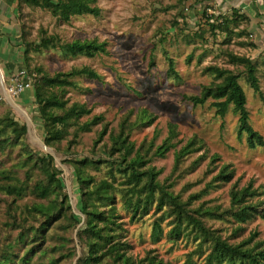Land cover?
<instances>
[{
	"label": "rangeland",
	"instance_id": "obj_1",
	"mask_svg": "<svg viewBox=\"0 0 264 264\" xmlns=\"http://www.w3.org/2000/svg\"><path fill=\"white\" fill-rule=\"evenodd\" d=\"M97 5L102 10L100 17L77 16L69 22L58 21L41 8L27 6L22 11L21 23L31 39H40L45 30L59 37L62 43L75 40L107 43V55L88 58L66 54L56 48L34 55L33 65L43 66L52 75L83 66L92 67L101 73L103 81L80 80L82 90L72 92L71 96L93 107V115H103L109 134L99 144L97 141L102 126L96 127L91 133L80 134L75 142H71L74 139L71 136L63 142L57 154L56 150L47 149L44 145L43 123L36 112L31 90L23 94L13 93L15 100L11 102L7 101L3 90L0 92V118L10 111L13 120L29 127L28 135L19 147L25 144L38 155L51 153L55 156L57 168L62 167L64 175L68 173L73 179L74 171L70 162L84 158L109 159L101 146L111 144L110 133H119L130 110L138 112L145 109L157 119L150 126L132 130L131 141L136 143L137 148L145 146L142 153L150 159V166L161 171L159 179L164 182L169 180L172 186L170 191H174L181 200L187 201L201 192L218 171L208 174L209 160H206L189 173L184 172L203 153L194 154L179 172L174 169V151L165 158L156 157L155 150L168 136L170 123L178 125V148L198 135L206 142L210 157L213 154L221 156L218 166L230 164L236 170V176L229 184L218 187L204 197L192 199L189 204L192 212L201 206L205 209L228 208L229 191L237 180L239 187L253 180L254 185L260 186L263 192L260 198H264V147L252 150L248 147L246 135L239 139V116L234 114L232 108L225 118H221L216 114L213 100L197 107L185 100L186 96L199 95L204 87L214 81V77L206 73V68L218 66L236 69L229 63L227 51L251 58L258 68L263 96L254 92L244 78L241 84L248 96L251 124L264 136L263 0H97ZM233 8L241 10L248 19L236 28L242 34L235 35L231 42L225 43V35L216 37L212 34L208 20L209 16H213V22L220 15H231ZM202 30H206L203 38L197 36ZM169 58L175 62L177 78L169 77ZM152 141L155 147L148 151ZM115 160L120 161L117 158ZM91 173L97 176L98 181L110 179L106 170ZM62 174L59 175L60 179H63ZM64 195L69 197L72 212L80 213V186L70 184V190L65 189ZM5 200L11 201L7 195L0 194V232H5L6 240H13L19 231L5 227L8 212L16 214L20 219L15 208H9ZM116 200L124 222L123 236L131 245L129 253L136 260L156 257L166 264H205L210 250L207 246L200 247L201 239L195 236L191 228L182 227L184 231L178 239L171 236L170 232L175 226V217H172L161 222L163 232L156 239L153 233L154 222L162 213L153 210L149 215L135 220L124 209L121 193L116 194ZM167 211L170 212V208ZM19 216L27 217L20 215V212ZM83 217L78 228L85 223ZM202 219L207 227L217 230L219 235L232 244L242 242L253 233H258L256 241L264 240V219L261 217L240 223L229 214L221 219L216 213L213 218ZM65 225V222H61L47 233V239L41 243L42 251L34 255L31 264H76V260L86 253L77 238L78 228L67 232ZM33 226L37 227L38 223ZM74 250L77 253L76 259L71 255Z\"/></svg>",
	"mask_w": 264,
	"mask_h": 264
},
{
	"label": "trees",
	"instance_id": "obj_2",
	"mask_svg": "<svg viewBox=\"0 0 264 264\" xmlns=\"http://www.w3.org/2000/svg\"><path fill=\"white\" fill-rule=\"evenodd\" d=\"M27 6L41 8L58 21L69 22L77 16L100 17L102 10L97 5V0H19L18 20L24 49V71L33 83L30 90L36 112L43 123L42 140L45 147L56 150L58 154L63 142L71 136L74 137L71 142H75L80 134L91 133L98 126H102V129L97 143H102L109 134L105 117L93 115L94 108L88 103L74 100L71 93L82 90L80 80L103 81V75L89 66L52 75L43 66H34L33 60L34 55L56 48L66 54L94 58L109 54L107 43L98 40L62 43L59 37L50 35L45 30L40 39H31L21 23L22 11ZM209 18L212 34L216 37L225 35V43L231 42L235 35L242 34L236 28L248 19L237 8L232 9L231 15H220L213 22V16ZM205 31L197 33V36L205 37ZM187 38L192 41L190 36ZM226 57L236 69L218 66L206 68V73L211 74L214 81L204 87L199 95L186 96L185 100L195 107L204 106L209 100H213L216 114L221 118H225L232 108L234 114L239 116V139L246 135L248 147L252 150L264 147V136L251 124L248 96L241 84V79L244 78L254 92L263 96L257 65L251 58L231 51L226 52ZM169 77H178L172 58H169ZM10 115L9 111L0 118V194L7 195L11 200L5 202L9 208H15L20 221L16 214L8 212L5 227L12 231L18 230L19 233L13 240H6L5 232H0V264H31L34 255L42 251L41 243L47 239V233L61 222L66 223L64 229L67 232L77 230L82 216L72 212L69 197L64 195L65 189H68L63 178L64 170L55 165V156L51 153L38 155L24 143L23 147H19L27 137L29 127L13 120ZM156 119L148 110L136 112L132 109L122 122L119 133H110L111 144L101 146L109 159L84 158L70 162L74 171L73 179L68 174L70 184L80 186L82 196L78 210L86 219L77 230V238L86 253L76 260V264H166L156 257L138 261L129 253L131 245L123 236L124 222L117 208V193L122 194L123 207L135 220L149 215L153 210L155 213H162L154 222L153 233L157 236L156 239L163 232L161 222L172 217H175V226L170 232L171 236L178 239L183 234L182 227L191 228L195 236L201 239L200 247L207 246L210 250L205 264H264V240L256 241L258 233L232 244L219 235L217 230L207 227L202 219L213 218L216 213L221 219L229 214L240 223L258 217L264 219L261 187H256L253 180L246 186L239 187L237 180L229 191L228 208L205 209L201 206L192 212L189 208L192 199L204 197L218 187L229 184L234 180L236 170L230 164L218 166L221 156L213 154L210 157L206 142L198 135L178 148V125L170 123L168 136L156 148L154 155L165 158L174 151V169L179 172L194 154L203 153L184 172L189 173L206 160H209L208 174L218 171L201 192L187 201L181 200L174 191H170L172 186L169 180L164 182L159 179L161 171L150 166V159L142 153L145 146L137 148L136 143L131 141L132 130L150 126ZM154 147L155 142L152 141L148 151ZM116 158L120 161H116ZM104 170L110 179L98 181L97 176L91 173ZM61 174L63 179L59 178ZM119 187L122 189L119 190ZM168 208L170 212L167 211ZM19 212L27 217L20 218ZM36 222L38 226L34 227ZM71 255L74 259L77 258L75 250Z\"/></svg>",
	"mask_w": 264,
	"mask_h": 264
},
{
	"label": "crops",
	"instance_id": "obj_3",
	"mask_svg": "<svg viewBox=\"0 0 264 264\" xmlns=\"http://www.w3.org/2000/svg\"><path fill=\"white\" fill-rule=\"evenodd\" d=\"M19 0H0V92L6 78L25 70L20 23Z\"/></svg>",
	"mask_w": 264,
	"mask_h": 264
},
{
	"label": "built area",
	"instance_id": "obj_4",
	"mask_svg": "<svg viewBox=\"0 0 264 264\" xmlns=\"http://www.w3.org/2000/svg\"><path fill=\"white\" fill-rule=\"evenodd\" d=\"M5 84H4V91L5 96H8L11 101H14V98H12L13 93H25L28 89H31L33 87V83L31 80L28 79L26 76V71L20 72L18 75L10 76L6 78ZM11 86V88L9 87ZM63 178L65 179L66 186L68 190H70V180L69 175L66 173ZM77 215L82 216V214L78 213Z\"/></svg>",
	"mask_w": 264,
	"mask_h": 264
},
{
	"label": "bare ground",
	"instance_id": "obj_5",
	"mask_svg": "<svg viewBox=\"0 0 264 264\" xmlns=\"http://www.w3.org/2000/svg\"><path fill=\"white\" fill-rule=\"evenodd\" d=\"M6 97V99H7V101H9V102H11V99L8 97V96H5ZM12 98H14V96H12ZM13 103V102H12ZM18 104V103H17ZM19 106H20V104H18ZM21 111V113H23L24 114V112L22 111V110H20Z\"/></svg>",
	"mask_w": 264,
	"mask_h": 264
}]
</instances>
